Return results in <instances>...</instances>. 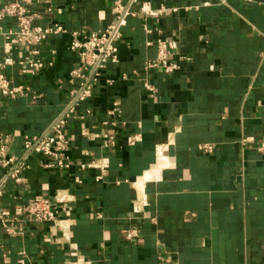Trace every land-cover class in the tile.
<instances>
[{
    "label": "crops",
    "instance_id": "1",
    "mask_svg": "<svg viewBox=\"0 0 264 264\" xmlns=\"http://www.w3.org/2000/svg\"><path fill=\"white\" fill-rule=\"evenodd\" d=\"M38 2L52 9L40 23L69 32L102 30L116 19V4H129ZM142 6L163 11L145 17ZM130 10L118 62L102 71L67 125L70 166L46 167L32 154L23 182L2 184L0 215L22 222L21 232L15 223L7 232L0 221V264H264V0H137ZM0 26L15 28L10 19ZM165 38L177 42L169 60L178 68L143 70L157 57L154 41ZM68 42L65 34L34 46L46 63L35 75L15 65L2 69L32 90L0 95L7 154L22 156L24 138L44 132L68 104L77 64ZM26 54L0 34V63ZM145 81L156 92L145 90ZM132 136L139 140L129 144ZM246 137L252 143L243 144ZM4 172L0 166V179ZM37 197L69 198L62 226L16 212Z\"/></svg>",
    "mask_w": 264,
    "mask_h": 264
},
{
    "label": "built area",
    "instance_id": "2",
    "mask_svg": "<svg viewBox=\"0 0 264 264\" xmlns=\"http://www.w3.org/2000/svg\"><path fill=\"white\" fill-rule=\"evenodd\" d=\"M39 0H14L4 1L0 4V22L5 19H10L15 24L14 29L3 31L0 26V34L9 42H14L21 48L27 50V54L17 61L10 58H5L0 63V95L9 98H17L21 96H29L32 94L30 85H15L8 78L2 69L6 65H15L19 68L22 74L35 75L44 66L45 61L39 56V51L34 47L43 41L60 35H69L68 48L72 51L77 60L76 67L72 71V76L76 80V87L71 93L70 100L64 111L57 116L42 133L25 137L23 140L22 156L16 157L7 154L4 150L3 138L0 137V166L5 167V172L0 179V197L2 195V184L11 179L16 183L23 182L22 172L27 168V159L32 154H37L42 157L46 167H55L60 169L68 168L71 164L67 152L69 150V141L67 138L66 128L69 120L74 117L76 106L78 103L88 100L93 96L94 89L97 86L98 80L102 71L110 63H117L118 57V42L122 38L121 27L125 23L128 15H134L130 10L131 4L137 0H129L128 5L116 4L113 11L117 14L114 22L106 26L102 30H77L69 32L60 23L49 21L45 24L39 22L43 14L51 13L52 9L46 7L43 10L38 8ZM163 10H150L141 7V12L145 17L155 16ZM157 47V57L153 60H148L143 63V70L160 69L164 73H170L178 68V65L169 60L170 55L177 48V42L171 38L157 39L154 41ZM10 47L5 48V53H10ZM143 87L149 92H156V87L153 84L145 81ZM106 143L112 144L113 137L105 136ZM138 136L128 138L129 144H134L138 141ZM243 144L252 143V138L246 137L242 140ZM205 152H211L213 146L210 144H202L199 147ZM264 150V144L259 148ZM162 147H157L156 153L158 160L165 161ZM96 179H101V175ZM69 198H49L37 197L32 198L28 203L17 208L18 214L26 216L31 223L44 224L54 223L62 226L63 220L59 218L60 210H64L66 215L70 214V207L67 204ZM60 204L62 207H60ZM2 227L7 232L14 231L13 223L21 232L22 219L8 218L5 215H0ZM133 232H126L125 237L131 238ZM67 264H88L83 263L79 259L68 261ZM164 264H169L166 260Z\"/></svg>",
    "mask_w": 264,
    "mask_h": 264
}]
</instances>
